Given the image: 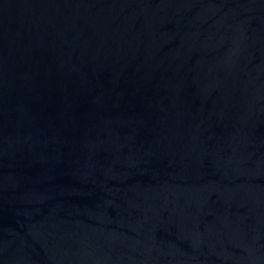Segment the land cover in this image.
Segmentation results:
<instances>
[{
  "label": "water",
  "instance_id": "95a60500",
  "mask_svg": "<svg viewBox=\"0 0 264 264\" xmlns=\"http://www.w3.org/2000/svg\"><path fill=\"white\" fill-rule=\"evenodd\" d=\"M0 264H264V0H0Z\"/></svg>",
  "mask_w": 264,
  "mask_h": 264
}]
</instances>
